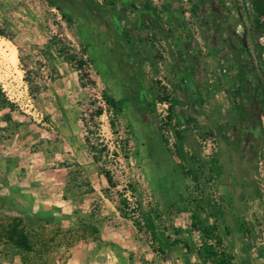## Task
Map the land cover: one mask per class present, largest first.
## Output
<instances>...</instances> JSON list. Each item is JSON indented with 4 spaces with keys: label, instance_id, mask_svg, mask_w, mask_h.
Returning <instances> with one entry per match:
<instances>
[{
    "label": "rangeland",
    "instance_id": "1",
    "mask_svg": "<svg viewBox=\"0 0 264 264\" xmlns=\"http://www.w3.org/2000/svg\"><path fill=\"white\" fill-rule=\"evenodd\" d=\"M148 1L155 8L160 2ZM235 2L246 23V5L252 21L258 20V48L251 42L253 74L264 88V8L255 14L251 0ZM87 15L93 18L63 0H0V29L5 35L0 36V86L2 97L12 105L0 106V158L13 153L28 163L31 176L41 171L33 177L42 182L37 187L47 191L44 195L50 200L27 210L0 196V214L25 219L37 239L32 252L1 258L0 264H195L199 259L193 250L185 256V249L174 247L160 257L150 247L142 212L158 231L172 234L171 227H178L192 247L199 245L200 237L190 228L188 207L168 202L156 190L155 178L143 171L134 130L120 121V114L115 132L110 128L112 114L101 95H112L98 77L84 39ZM12 51L15 64L10 61ZM259 121L260 145L250 150L253 159L246 160L245 192L227 198L217 192L222 185L217 177L206 185L208 194L224 207L220 234L232 264H264V118ZM101 168L111 172L114 188ZM71 196L75 199L62 201ZM121 198L128 201L127 218L118 210ZM237 219L244 223V233L237 229Z\"/></svg>",
    "mask_w": 264,
    "mask_h": 264
},
{
    "label": "crops",
    "instance_id": "2",
    "mask_svg": "<svg viewBox=\"0 0 264 264\" xmlns=\"http://www.w3.org/2000/svg\"><path fill=\"white\" fill-rule=\"evenodd\" d=\"M117 1L112 0L115 8H101L100 16L108 25L87 15L83 33L98 77L122 104L120 121L123 119L134 130L141 146L143 171L155 178L156 190L168 202L188 207L186 213L190 215L192 199L208 194L210 188L200 181L199 195L180 168L173 146L178 130L186 153L206 163L205 174L209 172V162L214 161L222 184L216 191L227 198L239 196L246 190L245 164L254 154L249 155L250 150L254 152L260 145V135L253 132L258 122L249 115L251 106L245 112L249 94L246 90L236 93L243 85L245 66L238 52L242 13L239 5L234 8L233 1L226 0L227 21L195 30L183 20L191 17L180 13L178 2L185 4V0H160L156 8L148 2L149 10L143 9L145 0L135 1L133 10L116 5ZM217 16L214 11L207 15L209 21ZM111 19H116L118 25L109 23ZM159 87L169 98L167 113L171 107V120L156 112ZM159 127L165 129L167 143ZM182 163L194 166L189 159ZM28 166L13 153L0 158V196L18 209L35 210L50 200L44 195L47 191L37 187L42 182L33 177L42 172L31 176ZM97 178L104 186L101 177ZM74 199L71 196L62 201ZM175 249L184 250L182 246Z\"/></svg>",
    "mask_w": 264,
    "mask_h": 264
},
{
    "label": "trees",
    "instance_id": "3",
    "mask_svg": "<svg viewBox=\"0 0 264 264\" xmlns=\"http://www.w3.org/2000/svg\"><path fill=\"white\" fill-rule=\"evenodd\" d=\"M252 12L259 14L264 8V0H251ZM146 8L151 9L150 6ZM253 25L255 29H258V20L253 19ZM0 36L4 37L3 31L0 29ZM263 101L260 104V112L264 115V88L260 83ZM159 95L157 100H165L167 94L163 87H159ZM244 92L243 85H240L236 91L239 95ZM102 100L107 106L108 110L112 114L109 119V126L113 132H115L116 118L122 111V104L119 100L102 92ZM0 97H2V89L0 86ZM172 104V102H171ZM12 106L11 103L2 97L0 106ZM102 113L101 109L97 112V116ZM171 107L169 108V114L167 119L171 120ZM162 134V140L167 143V140L163 137V127H159ZM176 142L174 146V153L180 159V168L183 170L184 175L190 177L194 183V188L199 195H202V189L200 188V181L203 180L205 186L209 183V180L213 177H219V170L215 168L214 161L210 162L209 172L205 174L206 163L197 159L194 155H188L183 148L182 136L178 130H175ZM127 159V155H124ZM187 159L193 163V167L184 165L182 162H186ZM93 160L98 162L96 155H93ZM101 175L104 177L109 187L114 188L116 186L113 176L108 169L101 168ZM88 191L92 192L93 188L88 184ZM190 209V228L199 233L200 243L196 247H192L191 244L183 237H181V230L178 227L172 226V234L167 233L166 230H157L153 219L149 218L144 212L141 213L143 226L148 230L151 238L150 247L152 251L160 257H165L167 251L171 248L182 246L187 252L193 250L198 257V262L195 264H232V258L230 254L224 248L223 237L220 234V220L225 215L224 207L221 205L219 199H213L211 194H204L200 196L198 200L192 199ZM127 205L126 198L120 199L119 212L122 217L127 218ZM237 229L244 233L246 227L239 219L236 220ZM225 233L230 232V227L224 225ZM36 233L28 227L25 219L20 216H10L0 214V259L15 254H25L32 252L36 241Z\"/></svg>",
    "mask_w": 264,
    "mask_h": 264
},
{
    "label": "flooded vegetation",
    "instance_id": "4",
    "mask_svg": "<svg viewBox=\"0 0 264 264\" xmlns=\"http://www.w3.org/2000/svg\"><path fill=\"white\" fill-rule=\"evenodd\" d=\"M68 5L72 7H76L78 9L83 10V12L90 13L92 16H94L101 25L105 26L108 25L106 20L100 16L101 8L104 5H109L111 7H114V4L112 0H63ZM135 1L137 0H118L116 5L121 6H127L130 10H133V7H135ZM186 3H180L178 2L180 13L182 15L188 14L191 18L190 20H185V23L194 28L195 30H199L202 26H209V24L216 25L219 23H222L223 19H226V21L229 18L228 12L226 13V0H197L196 3H192V0H185ZM232 6L236 8V2L235 0H231ZM148 0H145V3L143 4L144 10H149V8H146L148 5ZM151 4V3H150ZM162 7V4L160 5ZM115 8V7H114ZM245 9L247 10L248 15V23H246L245 18L243 16V13L240 12V21H241V31L237 34L238 38V52L242 59L245 61L244 69L242 70L243 75V87L244 90H246L249 94V98L247 100V105H245V112L248 106H251L249 110L251 112L249 115H251L254 118V121L258 125L255 126L254 133L261 135L262 131V125L260 123V118H264V115L260 112V104L263 101V96L261 92L260 87V81L253 77H251L253 72V63H254V55L251 50V42H253L254 47L258 48V44L255 40V28L252 22V19L250 17V11L248 6H245ZM240 10V9H239ZM210 11H214L216 15V19L210 20L208 19L207 15L210 13ZM220 16L223 18L220 19ZM111 24L118 25L116 19H111L109 22ZM257 51V50H256ZM245 92V91H244ZM247 114V113H245ZM255 123V124H256Z\"/></svg>",
    "mask_w": 264,
    "mask_h": 264
},
{
    "label": "built area",
    "instance_id": "5",
    "mask_svg": "<svg viewBox=\"0 0 264 264\" xmlns=\"http://www.w3.org/2000/svg\"><path fill=\"white\" fill-rule=\"evenodd\" d=\"M260 40H262V37H260ZM168 106H169V98L168 97L165 100H156L155 101L156 112L161 118H165V116L168 115V113H167Z\"/></svg>",
    "mask_w": 264,
    "mask_h": 264
},
{
    "label": "bare ground",
    "instance_id": "6",
    "mask_svg": "<svg viewBox=\"0 0 264 264\" xmlns=\"http://www.w3.org/2000/svg\"><path fill=\"white\" fill-rule=\"evenodd\" d=\"M4 40V39H3ZM2 40V38L0 37V48L2 47V45L4 44V41ZM6 42V41H5ZM16 50V49H15ZM13 52V53H12ZM11 53H12V56H11V58H10V61H11V63L12 64H15V63H17L16 62V60H17V57H16V55H15V52L14 51H12ZM8 58V59H9Z\"/></svg>",
    "mask_w": 264,
    "mask_h": 264
}]
</instances>
